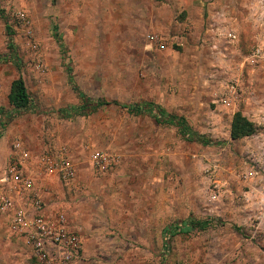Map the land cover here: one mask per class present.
<instances>
[{"label": "rangeland", "instance_id": "1", "mask_svg": "<svg viewBox=\"0 0 264 264\" xmlns=\"http://www.w3.org/2000/svg\"><path fill=\"white\" fill-rule=\"evenodd\" d=\"M18 74L38 111L8 103ZM74 86L93 101L154 102L223 143L185 140L113 104L64 116L81 104ZM236 112L254 133L230 138ZM1 115L0 154L17 139L35 156L68 154L73 184L38 174L37 186L59 181L53 210L82 239H104V264H264V0H0ZM94 152L106 163L98 175ZM86 197L82 212L75 200ZM190 216L223 224L175 234L163 249L162 228ZM11 262L41 264L0 222V264Z\"/></svg>", "mask_w": 264, "mask_h": 264}, {"label": "built area", "instance_id": "2", "mask_svg": "<svg viewBox=\"0 0 264 264\" xmlns=\"http://www.w3.org/2000/svg\"><path fill=\"white\" fill-rule=\"evenodd\" d=\"M154 41L156 35L147 34ZM3 127L0 124V133ZM6 160L0 163V222L8 233L22 238L30 255L41 264H83L82 237L64 210H47L37 186L38 174L54 175L73 184L74 163L60 148L39 156L21 140H14ZM92 172L101 174L106 163L100 152L90 154ZM72 187V186H70Z\"/></svg>", "mask_w": 264, "mask_h": 264}, {"label": "trees", "instance_id": "3", "mask_svg": "<svg viewBox=\"0 0 264 264\" xmlns=\"http://www.w3.org/2000/svg\"><path fill=\"white\" fill-rule=\"evenodd\" d=\"M6 24V28H7ZM8 31V30H7ZM8 55L7 59L11 60L16 67L19 69V58L17 56L14 44L11 39H9L8 44ZM71 81V78H70ZM75 88V86H74ZM77 90V88H75ZM79 98L81 100L80 105H70L59 109L58 111L62 115H69L71 113H92L97 110L98 107L102 105H117L122 108H126L129 112L133 114H147L156 123L161 125H172L176 128L178 134L185 140L195 141L202 145H221L222 140H212L204 134H201L194 130L192 126L187 122L186 118L177 115L175 113L167 111L160 105L151 101H139L131 103H123L117 99H99L96 101L90 100L88 97L83 95L79 90H77ZM8 103L12 105L16 110H27L36 109L35 103L32 100L23 77L18 74L10 82L9 91L7 94ZM36 111H38L36 109ZM7 121L6 116H0V124L3 127ZM253 124L240 112H236L232 119L230 125L229 136L231 139H237L243 136H248L254 133ZM214 224H223V221L219 218H204L195 219L193 217H187L183 220L174 221V223L167 225L161 230L162 246L165 249L168 246L169 238L175 234L187 233L192 229H205ZM236 229H238L235 226Z\"/></svg>", "mask_w": 264, "mask_h": 264}, {"label": "crops", "instance_id": "4", "mask_svg": "<svg viewBox=\"0 0 264 264\" xmlns=\"http://www.w3.org/2000/svg\"><path fill=\"white\" fill-rule=\"evenodd\" d=\"M7 156H8V153H1L0 163H3L6 160ZM42 178L44 179L45 177H42ZM47 178L49 180L47 181L48 185L46 186L45 185L46 182L41 181L39 183L40 186L38 187L44 197V201L46 203V209L53 210L54 208H56L55 207L56 203L57 204L60 203L59 201L60 196L63 193L60 194L59 181L55 177H47ZM75 202H79L82 212H86L88 210L87 197H86V200L84 199L83 201H79V199H76ZM102 209L104 210V207H102ZM102 213L104 215V212ZM74 219L77 221L76 217ZM82 222L88 224V220L86 219H84ZM13 244L15 245V243ZM82 250H83V256H84L83 257L84 264H104V262H102L101 260L99 261L97 259L100 257L101 254L104 253V239L96 232L93 234H90L89 236H84V238L82 239ZM12 264H15V263H12Z\"/></svg>", "mask_w": 264, "mask_h": 264}]
</instances>
